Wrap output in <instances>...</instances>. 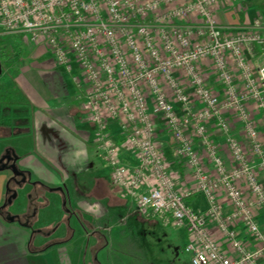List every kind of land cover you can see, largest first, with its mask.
I'll list each match as a JSON object with an SVG mask.
<instances>
[{
    "label": "built area",
    "instance_id": "1",
    "mask_svg": "<svg viewBox=\"0 0 264 264\" xmlns=\"http://www.w3.org/2000/svg\"><path fill=\"white\" fill-rule=\"evenodd\" d=\"M233 1L0 0L4 35L53 55L100 132L112 180L137 213L187 231L190 264H264V27L258 17L224 33L216 14ZM252 47L261 49L256 67L246 55ZM110 120L136 153L134 165L121 161ZM157 122L189 170L187 191L159 145ZM236 124L247 145L234 137ZM199 195L204 211L189 203Z\"/></svg>",
    "mask_w": 264,
    "mask_h": 264
},
{
    "label": "crops",
    "instance_id": "2",
    "mask_svg": "<svg viewBox=\"0 0 264 264\" xmlns=\"http://www.w3.org/2000/svg\"><path fill=\"white\" fill-rule=\"evenodd\" d=\"M218 9L216 18L226 34H234L252 26L258 17L263 20L264 27V0H236L223 3ZM13 41L28 48L31 58L18 68L13 78L15 87L11 92L16 95L17 101L9 107H12L15 113L5 116L7 110L4 105H0V126H4L8 133L0 137V141L9 143L7 149L12 150L19 158L18 168L28 173L29 180L36 184L37 189H42V186L54 189L61 187L78 206L90 189L101 190L102 193L112 196L113 201L125 196L120 188L118 190L114 187L116 183L112 180L111 169L104 164L100 143L97 141L100 132L90 122L85 107L78 100L79 92L75 85H69L62 78L63 73L55 67L53 55L51 59L44 57L46 51L42 46ZM254 48L256 51L250 49L246 55L250 62L257 66L261 61L260 49ZM31 61L32 64L28 65ZM203 70L211 86L210 82L216 75L209 70L208 64L203 66ZM216 78L214 81L217 82ZM180 80L183 81L182 76ZM71 87L73 90L69 92ZM107 124L112 139L118 144L121 161L130 166L134 165L136 153L123 140L121 129L114 121L110 120ZM242 129L236 124L233 134L238 141L247 145L248 138ZM213 132L214 138L220 144L223 138L215 127ZM160 141L162 143L159 145L163 148L170 170L177 179L178 188L187 191L193 182L188 168L176 161L170 137L160 138ZM223 155L226 162L230 163L228 154L224 152ZM97 161L101 162V167ZM9 175L6 171L0 172V206L6 198L5 188ZM27 195H31V202H34L36 209H40L35 213L31 224L4 219L0 213V264H115L114 259L99 255L109 249L106 240L107 233L111 232L109 227L97 225L93 229V232L99 234L100 242L96 244L80 245L75 240L62 239L70 228L54 226L60 221L59 215L51 212L52 209L45 201H41L29 184L19 191L17 205H23ZM47 198L56 201L61 197L50 192ZM203 201L205 202L204 198ZM206 207L207 202L204 206L194 209L204 211ZM115 209L116 206H113L105 213L94 214L93 218L96 222L101 219L108 220L116 214ZM257 213V221L264 232V207ZM48 228H51L50 231L45 233ZM57 238L61 239L56 241ZM89 248L91 260L86 257Z\"/></svg>",
    "mask_w": 264,
    "mask_h": 264
},
{
    "label": "rangeland",
    "instance_id": "3",
    "mask_svg": "<svg viewBox=\"0 0 264 264\" xmlns=\"http://www.w3.org/2000/svg\"><path fill=\"white\" fill-rule=\"evenodd\" d=\"M13 40L14 39H10L4 35V32L0 28V54L2 52H9L11 56L8 61H0L2 69L0 74V105H4V109L7 110L6 112L4 111L6 113L5 116H10L12 113H15L12 110L13 108L9 107L10 105L13 106L14 101H17L16 95L11 92L13 87H15L13 78L18 72V68L23 66L28 59H31L28 55V48ZM252 49L256 51L255 48L252 47ZM44 54L45 58H52V54H49V52L46 51ZM30 64H32V61L30 63L28 62V65ZM59 70H61V74L63 73L62 78L70 85L72 83L71 79H69L68 75L63 72L61 68H59ZM216 77L213 76L212 82H210L211 86L215 88L217 87V82L214 81ZM72 90V87L69 88V92H72ZM3 120L6 121L5 119ZM156 127L158 130V139H163V137L169 138L168 130L162 123L157 122ZM7 134L5 127L0 126V137ZM164 142L167 143L168 140H164ZM160 143L162 142L160 141ZM7 147H9L8 142L5 143V141H0V154L7 149ZM98 162L101 167V162L97 161V163ZM114 187L120 190L118 186L114 185ZM127 197L128 196L125 195L119 198V200L113 201L112 196L104 194L101 190L95 188L93 190L90 189L89 193H85L79 206L78 203L76 204V202L74 203L71 201L70 196H68L67 199L61 197L56 201H51L50 198L46 196L45 201L47 206L52 209V211H50L53 212L54 215H59L58 220L60 221L54 226H66L70 228L69 232L66 233L62 239L69 238L75 240L80 245L86 243L96 244L100 242L98 239L99 234L97 232L93 233V229H95L97 225L109 227V231L111 232H106V240L109 244V249H106L99 255L108 259H114L115 264H190V256L184 253V246L187 243V231L184 229H171L163 217L149 215L144 217V215L136 212L135 202H131ZM75 198L76 196L73 200ZM24 200L25 203L20 207H24L26 204L27 212L25 215L30 216L35 210L32 206L29 209L32 203L29 204L27 201L29 200L28 197ZM64 201L65 205H63ZM189 203L196 209V207L204 206L205 202L202 196L199 195L193 200H190ZM15 204L17 205V203ZM37 204L39 205L40 202H37ZM113 206H116V214L113 217L108 220L101 219L99 222L95 221L96 219L93 218L94 214L105 213V211L111 210ZM15 209L16 208H10L9 210L14 211ZM66 210L71 211L66 213ZM39 211L40 209L38 212ZM31 220H33V217ZM50 229L51 228L46 229L45 233L50 231ZM60 239L57 238L56 241ZM86 254V257L91 260V248L86 251Z\"/></svg>",
    "mask_w": 264,
    "mask_h": 264
},
{
    "label": "flooded vegetation",
    "instance_id": "4",
    "mask_svg": "<svg viewBox=\"0 0 264 264\" xmlns=\"http://www.w3.org/2000/svg\"><path fill=\"white\" fill-rule=\"evenodd\" d=\"M7 150H10V149H5L0 154V161H1L2 157H4L6 155L5 153H6ZM1 166H3V165L0 163V167ZM6 172L10 173L8 181L6 183L7 185L9 184L10 188H9V191H6V196H5L6 198L4 200V203H6V201L11 196L13 191H16L18 193V198H17V200H18L20 198L19 191H21L22 188L27 186L28 184L30 185L32 191H34V193H36V195L41 199L42 202L45 201V198H46L47 194L50 193V192H53L54 194L62 197L63 199H67V197H68V195L66 194L65 190L63 188H61V187H55V189H54V188H47V187L42 186V189L41 188L37 189L36 188L37 187L36 184L29 180V176H28V173L26 171H23V172H25V175L27 177V183L22 185L21 187H19L18 184H16L15 180L12 177V175H13L12 172L11 171H6ZM17 181H20V178H18ZM27 196L29 198V200H27V201L30 203L32 201L31 200L32 198H30L31 195H27ZM16 202L17 201H14L11 205H6L5 207H3L4 203H2V205L0 206L1 215L4 217V219L5 218L9 219L10 217H13L14 220H16V221H19V222L23 221L26 224H31L32 223L31 218L32 217L34 218L35 217V213L38 211V209H36L35 205L33 204L34 202H31L32 205L30 204V207H29V209H30L31 206H32L33 209L35 210L30 216L29 215H25L26 212H27L26 207H24V208L20 207V206L15 204ZM63 205H65V201H64ZM10 208L11 209L16 208V209L14 211H12V210H9ZM17 208H19V209L21 208V209L19 210ZM66 211H67L66 213H69V211H71V210H69V211L66 210ZM93 233H95V232H93Z\"/></svg>",
    "mask_w": 264,
    "mask_h": 264
},
{
    "label": "water",
    "instance_id": "5",
    "mask_svg": "<svg viewBox=\"0 0 264 264\" xmlns=\"http://www.w3.org/2000/svg\"><path fill=\"white\" fill-rule=\"evenodd\" d=\"M2 72L1 66H0V74ZM6 155L2 157L0 163L3 165L0 167V172L4 171H11L12 177L15 180L16 184H18L19 187L27 183V177L25 175V172L21 171L17 166V161L19 158L14 154L12 150H7ZM20 178V181H17V179ZM9 184L6 187V191H9ZM18 193L16 191H13L11 196L8 198L6 203H4L3 207L6 205H11L13 201H17ZM8 220L14 221L13 217H10Z\"/></svg>",
    "mask_w": 264,
    "mask_h": 264
},
{
    "label": "trees",
    "instance_id": "6",
    "mask_svg": "<svg viewBox=\"0 0 264 264\" xmlns=\"http://www.w3.org/2000/svg\"><path fill=\"white\" fill-rule=\"evenodd\" d=\"M258 49H260V48H258ZM260 51H261V49H260ZM10 58H11V56H10L9 52H2L0 54V61H2V60L8 61Z\"/></svg>",
    "mask_w": 264,
    "mask_h": 264
}]
</instances>
